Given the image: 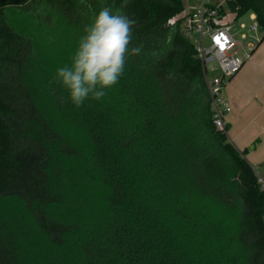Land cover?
Segmentation results:
<instances>
[{
	"label": "trees",
	"instance_id": "16d2710c",
	"mask_svg": "<svg viewBox=\"0 0 264 264\" xmlns=\"http://www.w3.org/2000/svg\"><path fill=\"white\" fill-rule=\"evenodd\" d=\"M119 4L0 0V264H264L259 173L214 123L183 0H131L144 48L100 101L78 108L56 82ZM227 7L264 27V0ZM57 30L62 66L40 38Z\"/></svg>",
	"mask_w": 264,
	"mask_h": 264
},
{
	"label": "clouds",
	"instance_id": "9594fccd",
	"mask_svg": "<svg viewBox=\"0 0 264 264\" xmlns=\"http://www.w3.org/2000/svg\"><path fill=\"white\" fill-rule=\"evenodd\" d=\"M130 3L120 0L115 11L103 7L85 27L70 63L57 69L56 82L76 107L105 97L124 75L128 56L142 52L144 43L134 44L137 21L125 12Z\"/></svg>",
	"mask_w": 264,
	"mask_h": 264
},
{
	"label": "built area",
	"instance_id": "2783aa9c",
	"mask_svg": "<svg viewBox=\"0 0 264 264\" xmlns=\"http://www.w3.org/2000/svg\"><path fill=\"white\" fill-rule=\"evenodd\" d=\"M196 1L197 6L190 11L185 26L190 37L193 33L197 34L194 43L197 55L202 60L204 77L214 112V123L219 130L227 131L226 116L232 111V106L228 97L224 95L223 89L251 57L256 44L249 42L247 45H242L236 38L233 26L239 15L236 10L227 7L229 0ZM251 19L255 22L251 23L249 30L257 31L260 23L255 12H251ZM240 25L242 28L247 26L245 23ZM243 38H246L245 34ZM211 61H216L220 70V74L213 77L209 76L207 66ZM259 182L264 190V177L260 174Z\"/></svg>",
	"mask_w": 264,
	"mask_h": 264
},
{
	"label": "crops",
	"instance_id": "0c3cea01",
	"mask_svg": "<svg viewBox=\"0 0 264 264\" xmlns=\"http://www.w3.org/2000/svg\"><path fill=\"white\" fill-rule=\"evenodd\" d=\"M183 1L185 11L193 10L191 0ZM262 42L256 44L248 63L243 65L244 67L233 76L232 81L223 90L232 106L227 119L232 134L229 136L228 132V136L237 148L247 149L246 158L254 167L257 164L264 167V86L251 91L249 88L244 90L239 84L242 80L250 82L257 75L259 78L262 77L261 74L264 72Z\"/></svg>",
	"mask_w": 264,
	"mask_h": 264
},
{
	"label": "rangeland",
	"instance_id": "374dc122",
	"mask_svg": "<svg viewBox=\"0 0 264 264\" xmlns=\"http://www.w3.org/2000/svg\"><path fill=\"white\" fill-rule=\"evenodd\" d=\"M191 5H193V10H194L195 7L197 6V1L191 0ZM190 11L191 10H186L181 15V16H183L185 14L187 15L186 20H185V25H186V22L188 20V15H189ZM251 12L252 11H248V12L244 13L241 17L238 18V20L235 21L234 26H233V31L236 34V38L239 40L240 44H242V45H247L249 42H253L254 44H258L259 38L261 36H263V34H264V27L260 24H259V29L257 31H250L249 30V26L251 25V23L255 22V20L251 19ZM174 20L175 19H173L172 21H174ZM241 23H245L247 26L245 28H242L240 25ZM70 30H66V32L64 30H57L58 31L57 33L52 32L51 34H49V36H48V33L42 34L40 36V38L42 40H44L43 42L39 41V42H41L43 47H45V41L49 40L51 42V44L53 43V49L52 50H53V55H54V60H55L56 65L57 64L60 65L64 61H66L65 59H68L67 56L69 54V51L72 50V47L74 48L72 42L68 38V31H70ZM185 30H186V26H185ZM186 33L190 37L188 30H186ZM243 34L246 35V38H243ZM70 35H69V37H70ZM71 37H73V36H71ZM190 38L193 42H196L197 34L193 33ZM206 44L207 45L209 44L208 38L206 39ZM262 48H264V40L262 42ZM240 51L242 53L243 50L241 49ZM68 63H70V62L67 61L63 64H68ZM246 63H248V60L245 62L244 65H246ZM60 66H62V65H60ZM207 66H208L210 77H213L214 75L220 74L218 63L216 61L209 62L207 64ZM243 70H245V69L243 68ZM261 75H262V77L259 78L257 75L255 77V79L250 81V82H246L245 80H242L241 83L239 84V87L243 88L244 90L249 88L251 91H254V89L258 90L259 88H262L264 86V72H262ZM231 81H232V79H230L227 84H229ZM226 118L228 119V114H227ZM228 132H229V136H231L230 134H232V129L230 127L228 129ZM255 168H256L257 172L264 177V167L262 165L257 164V165H255Z\"/></svg>",
	"mask_w": 264,
	"mask_h": 264
}]
</instances>
